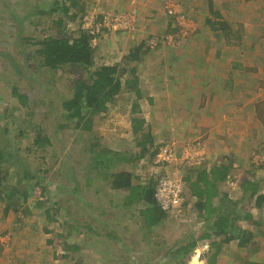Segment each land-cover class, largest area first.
<instances>
[{"label":"rangeland","instance_id":"rangeland-1","mask_svg":"<svg viewBox=\"0 0 264 264\" xmlns=\"http://www.w3.org/2000/svg\"><path fill=\"white\" fill-rule=\"evenodd\" d=\"M53 1L0 0V149L7 158L0 157V176L3 178L0 184V231L4 233L3 236L9 237L11 243L0 253V264L4 255L7 258L15 256L23 263L27 260L32 264H264V234L258 239L257 249L252 243L248 247H239L237 241L225 244L221 240L223 236H214L213 239L221 244L219 250L212 245V237L205 236L207 240L198 237V245L190 253L177 256V244L185 245L190 237L196 239L193 231L201 229L205 222L212 223V215L208 220L199 219V212L193 207L196 200L190 198L187 189L185 199L188 200V210L182 215L173 211L167 220L154 226L150 234L139 226L142 220L138 217L139 205L129 210L123 209V199L128 191L112 189L108 179L101 178L102 174L101 177L97 175L99 170L93 169L91 162L94 150L102 147L125 156L139 151L136 146L137 135L133 133L131 123L134 95L122 93L114 103L109 104L107 112L94 117L90 131H83L75 127V120L66 116L62 103L71 97L74 82L88 78L89 73L76 68H39L41 58L36 53L39 46L36 43L41 39L73 36L81 25L82 17L101 16L113 11L91 10L84 3L83 8L87 9L85 12L79 4L65 15L61 10L51 11ZM73 13H77V16L71 17ZM58 19H62V24L56 22ZM137 26L138 21L136 29ZM171 29L170 34H175L172 25ZM128 33L111 30L94 40L92 45L97 47L95 65L123 62L122 57L137 46L134 42L129 48L125 45L121 52L118 51L119 38L125 35L130 38L132 35ZM166 35L169 34L161 35V40L167 42L171 49L175 48V52L194 50V46H182L184 40L192 35L177 40L174 37L171 41L166 39ZM148 38L140 40V44ZM158 45L149 48L148 54L142 53L144 61L137 59L131 62V65L137 64L141 76H145L143 80L153 82L155 90L160 84L159 71L162 65L159 57L163 53L166 57L171 52L159 50ZM168 56L163 60L164 67L170 65L171 60L176 61L175 56L173 59ZM153 59L156 70L151 65ZM148 72L151 74L146 75ZM141 86L144 87V93L139 102L142 106L139 116L145 117L149 116V109L144 99L152 92L148 91V87L145 92V86ZM14 87L27 95L28 105L19 102L13 94ZM204 92L208 93L205 98L206 94L202 91L196 93L199 101L212 104L206 99L209 95L212 98V93L207 90ZM177 94L174 89L168 92L159 89L153 96L167 101L175 99ZM167 106L168 102L155 109L154 114L161 118L146 128H151L155 134L157 145L169 142L174 144L171 160L175 161L162 165V162H155L158 155L154 159L147 156L121 165L115 163L112 170H130L146 180L166 172L184 178L186 168L193 161L204 165L217 160L215 162L224 161L230 165L222 155L223 150L219 151L212 144L214 129L220 132L224 123L216 124L214 120L217 118H213L205 124L178 127L177 123L161 120ZM251 127L253 130L245 131L242 137L239 135L241 141L235 145H240L242 140L246 146L253 145V149L244 157L264 165V147H261L264 137H258L256 127ZM167 129L171 131L167 133ZM38 134L49 137L50 142H45L42 147L37 146L34 141ZM98 142L100 144L94 148L93 144ZM222 145L225 144L219 142L218 147ZM237 153L232 154L233 168L223 184V189L230 193L231 199L241 193L240 184L246 169H249L243 166L241 161L244 159L236 156ZM189 156L193 161L188 159ZM14 189L26 191L28 197L24 200L21 193ZM9 191L15 192L11 198L6 196ZM44 191L45 195L42 193ZM8 201H16L17 210L6 211ZM135 208V216H132ZM89 226L93 230H87ZM112 230L121 235V240L107 236ZM66 242L77 244L78 249L73 253L65 250ZM64 254L70 256L64 257Z\"/></svg>","mask_w":264,"mask_h":264},{"label":"crops","instance_id":"crops-1","mask_svg":"<svg viewBox=\"0 0 264 264\" xmlns=\"http://www.w3.org/2000/svg\"><path fill=\"white\" fill-rule=\"evenodd\" d=\"M76 1L77 6L81 5V9L83 4L86 3L89 9L95 11L137 10L138 28L131 31L133 33L127 32L132 35L130 38L127 35L119 38L117 46L120 52L125 45L128 48L134 42L137 43V46L140 45V40L148 36L160 37L172 32L171 19L163 7L164 0ZM180 1L181 11L190 16L196 24L194 34L191 38L184 40L182 46H194V50L177 53L175 48L174 50L171 49V46H168L163 39L160 41L159 50L167 51V53L170 50V55L168 53L169 56L166 55V57L173 59L175 56L176 61L171 60L170 65L164 67L165 53L160 57L158 54L162 67L159 71L160 84L156 90L152 81L142 79L145 76H141L137 66L141 91L144 93V87L141 86L144 85L145 92L147 87L148 91L152 92L144 99L150 116L146 115L144 117L146 126L158 122L156 119L161 118V116L158 117L154 114L155 109L161 108L167 102L168 106L161 120L177 123L176 126L178 127L205 124V122L208 123L211 119L217 118L214 123H224V125L220 132L214 129L213 133L215 135L212 137V144L219 151L223 150L222 155L229 163L233 162L231 161L232 154L236 152H239L236 156H241L247 161V157L244 156L253 149V145L252 147L246 146L243 140L240 145H235L241 141L239 135L241 134L242 137L245 131L250 132V130H253L251 126L254 125L258 130L256 131L257 136L264 137V0ZM77 6L73 5L74 8ZM86 10L83 8L84 12ZM137 46L133 47V50H136ZM113 51L115 50L113 49ZM128 52L130 53V50ZM141 59L145 60V58ZM154 62L153 59L151 65L156 70L157 67ZM149 74L151 73L148 72L146 75ZM214 87L215 89H213ZM159 89L166 92L170 89L177 90V97L167 101H163L165 99L160 97L157 99L153 95ZM205 90L212 93V98L211 95L206 98L212 104L207 102L204 104L199 101V96L196 93L201 91L205 93ZM193 91L195 93H191ZM205 94L204 98L208 93ZM200 96L202 97V94ZM216 115L219 116L214 117ZM170 131L167 129L166 132L169 133ZM219 142L225 145L218 147ZM261 147H264V142ZM222 164L227 165L224 161L217 162V166ZM243 166L249 168V170L246 169L244 179L249 178L250 173L252 179L256 181V193L253 198L251 199L252 191L246 193L242 188L244 179L240 184L241 193L238 197L236 195L232 199L230 193H226L223 189L225 188L223 184L227 180H217L215 181L217 194L213 196L211 203L213 206L219 207L221 198L228 204L239 200L237 209H241V217L237 220L236 225L242 231L252 233L251 241L245 246L248 247L252 243V246L257 249L258 239L264 234V168L260 171L255 169L252 171L250 165H247L246 162ZM194 179L193 175L192 180ZM246 214L251 216L245 217ZM250 224L252 227L249 228ZM203 240L207 239L204 238ZM235 241L241 247L239 239H234L230 243ZM15 247H17L16 244ZM28 258H30V255ZM21 261L19 258L16 259L15 256L7 258L4 255L1 264H32L27 260L26 263ZM42 263L39 262L38 264Z\"/></svg>","mask_w":264,"mask_h":264},{"label":"trees","instance_id":"trees-1","mask_svg":"<svg viewBox=\"0 0 264 264\" xmlns=\"http://www.w3.org/2000/svg\"><path fill=\"white\" fill-rule=\"evenodd\" d=\"M67 2H70V4H67ZM52 5V12L61 10L65 15H68L73 5L77 6V1L54 0ZM72 16L76 17L77 13L71 14V17ZM68 17L70 18V16ZM82 19L83 17L81 18V22ZM56 22L62 24V19H58ZM93 38L94 36L89 34L80 25L78 31L75 32L73 36H49L41 39L36 43L39 45L36 49V53L38 57L41 58L38 67L41 68L44 66L49 70L76 68L89 73L88 78L77 79L74 82L73 89L71 90V97L67 98L62 103L66 116L71 120H75V127L83 131H90L94 124V117L107 112L110 108L109 104L114 103L117 97L122 93L126 92L130 95H134L131 123L132 131L137 135L136 146L139 148V151L135 154L130 153L125 156L107 147H102L99 150H94L95 154L93 155L91 164L93 169L99 170V172H97L98 176L102 174V177L100 176L101 178L108 179L112 189L128 191L123 199V209L129 210L133 206L139 205L137 206L139 212L138 217L142 219L139 226L142 229H146L147 234H150L154 226L167 220L173 212L164 209L156 196L158 183L162 177L151 176L144 180L130 170H112L115 163L121 165L124 162L137 161L147 156H151L154 159L159 147L165 144L157 145L155 143V134L151 128H146V119L139 116L141 107L139 102L142 99L143 92L139 87L140 77L137 74V65H131V62L141 59L142 53L146 54L149 48L142 42V44L137 46L136 50L130 51L129 54L123 57V62L95 65L97 47L92 45ZM143 48H146V50H143ZM13 94L18 97L22 105H28L27 95L20 93L17 87H14ZM62 126L65 127L66 125ZM34 142L37 146L42 147L46 143L48 144L50 139L47 136L41 137V135L38 134ZM99 144V142L94 143V148ZM0 157L7 159L1 149ZM241 162L243 164L248 162L250 170L252 171L253 169L260 171L264 168L262 163L252 162L250 160H242ZM232 166L233 162H231L230 165L222 164L217 166V162L212 161L204 165H192L186 168V175L183 178L185 182L184 189H187L186 193L190 195L191 199L195 198L196 201L193 207L199 212V219L208 220L212 215V223L205 222L201 229L193 231L194 233L192 234L197 236L196 239L190 237L187 239L185 245L177 244V256L190 253L193 248L198 245V237L204 238L206 236L212 237L213 239L214 236H223L221 239L223 243H230L234 239H239L241 247H245V245L251 241L252 233L242 231L236 225L237 220L241 217V209H237L239 200L232 201L228 204V202L225 203V200L221 198L219 207L213 206L211 203L213 196L217 194L215 181L227 180L229 171L233 168ZM193 175L195 177L194 180H192ZM2 182L3 178L0 176V184H2ZM242 188L246 193L252 191V199L256 193V181L252 179L250 173L249 178L243 180ZM14 191L21 193L24 200L28 197L26 191H20L19 189H14ZM14 191H9V194L6 196L8 198L13 197L15 194ZM42 193L45 195V191ZM16 206V201H8L6 211L10 209L17 210L18 207ZM187 207L188 200H185L181 205V209L178 211L179 214L182 215L186 212L188 210ZM178 209L179 208L175 211ZM135 212L136 208L132 212V216H135ZM47 216V218H49V211H47ZM250 216L249 214L245 215V217ZM87 230H93V227L89 226ZM107 236L116 237L121 240V235L115 230L108 232ZM50 242L52 241H49V243ZM64 245L65 250L71 251L72 253L78 249L77 244L74 243L71 244L66 242ZM212 245L219 250L221 249V244L215 239H213ZM218 252L219 251L214 254ZM62 256L69 257L70 255L64 254Z\"/></svg>","mask_w":264,"mask_h":264},{"label":"built area","instance_id":"built-area-1","mask_svg":"<svg viewBox=\"0 0 264 264\" xmlns=\"http://www.w3.org/2000/svg\"><path fill=\"white\" fill-rule=\"evenodd\" d=\"M180 0H164L163 7L166 14L171 19V25L175 30V34L166 35V39L171 41L178 38L190 37L196 30V24L194 20L183 13L180 9ZM138 21L137 10H117L113 12L103 13L101 16L87 15L83 17L81 27L85 29L89 34L94 36V40H97L100 35L107 31H133L136 28ZM161 41L159 36H151L145 41V46L148 48L156 47ZM174 145L168 144L161 151L158 152V158L156 162L175 161L171 160L173 157ZM188 159H191L189 156ZM192 160V159H191ZM193 161V160H192ZM255 162L259 163L257 160ZM200 164L199 161L191 162L190 166ZM160 179L157 187V199L164 209L169 211H177L181 209V205L185 199V189L182 177L177 174L167 173ZM4 233L0 231V253H2L9 246V237L3 236ZM6 247V248H5ZM3 250V251H2ZM1 255V254H0Z\"/></svg>","mask_w":264,"mask_h":264},{"label":"clouds","instance_id":"clouds-1","mask_svg":"<svg viewBox=\"0 0 264 264\" xmlns=\"http://www.w3.org/2000/svg\"><path fill=\"white\" fill-rule=\"evenodd\" d=\"M168 144H171L170 142L169 143H165L164 145H162L161 147H159V150L157 151V153H156V155L154 156V157H156L157 156V154H158V152L159 151H161V148H164L166 145H168ZM174 145V144H173ZM157 159V158H156ZM156 159H155V162H156ZM255 162V161H254ZM157 163V162H156ZM163 164L162 165H167V164H169V163H167V162H162ZM260 163H262V162H260ZM167 173H169V172H166L165 174H167ZM165 174H163V175H165ZM162 175V176H163ZM183 179V178H182ZM184 182V181H183Z\"/></svg>","mask_w":264,"mask_h":264}]
</instances>
